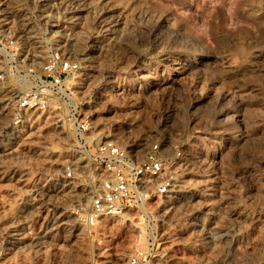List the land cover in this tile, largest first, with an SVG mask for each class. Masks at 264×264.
I'll list each match as a JSON object with an SVG mask.
<instances>
[{
	"label": "rangeland",
	"instance_id": "rangeland-1",
	"mask_svg": "<svg viewBox=\"0 0 264 264\" xmlns=\"http://www.w3.org/2000/svg\"><path fill=\"white\" fill-rule=\"evenodd\" d=\"M0 26L37 61L51 41L80 62L94 139L163 140L186 155L150 221L70 226L88 199L65 173L71 133L53 111L16 120L0 81L4 264H127L145 224L159 226L164 264L264 260V0H0Z\"/></svg>",
	"mask_w": 264,
	"mask_h": 264
},
{
	"label": "built area",
	"instance_id": "built-area-1",
	"mask_svg": "<svg viewBox=\"0 0 264 264\" xmlns=\"http://www.w3.org/2000/svg\"><path fill=\"white\" fill-rule=\"evenodd\" d=\"M46 46L43 60L37 61L36 49L31 53L21 37L0 26V81L11 87V110L16 120L31 111H53L57 123L71 133L73 159L65 173L76 181V188L88 191V199L72 205L70 226L92 227L107 217L130 218L132 212L140 213L144 222L150 221L158 208L153 204L176 191L178 169L186 157L182 147L170 148L163 140L151 141L143 149L111 138L97 142L91 135V123L82 116L74 85L80 62L58 43L48 41ZM26 203L35 207L31 199ZM30 212L27 210V215ZM145 227L144 244L131 254L128 263L164 264L166 246L161 247L164 241L158 224ZM39 238L29 247L41 250L44 241ZM0 246V264H4L2 255L7 249ZM256 264H264V260Z\"/></svg>",
	"mask_w": 264,
	"mask_h": 264
},
{
	"label": "bare ground",
	"instance_id": "bare-ground-1",
	"mask_svg": "<svg viewBox=\"0 0 264 264\" xmlns=\"http://www.w3.org/2000/svg\"><path fill=\"white\" fill-rule=\"evenodd\" d=\"M73 78H74V77H73ZM72 80H73V79H72ZM108 136H111V135H108ZM108 136H107V137H108ZM95 139H96L97 142H100V141L102 140L101 138H98V137L95 138ZM214 147H215V146H214ZM217 149H218V148H217ZM215 152H216V151H215ZM187 225H188V224H187ZM218 236H219V235H218ZM36 251H39V250H36ZM127 264H129V263H127Z\"/></svg>",
	"mask_w": 264,
	"mask_h": 264
}]
</instances>
